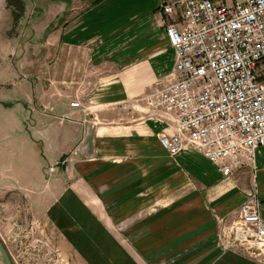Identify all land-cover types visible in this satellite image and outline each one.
<instances>
[{"label": "crops", "instance_id": "obj_1", "mask_svg": "<svg viewBox=\"0 0 264 264\" xmlns=\"http://www.w3.org/2000/svg\"><path fill=\"white\" fill-rule=\"evenodd\" d=\"M171 1L0 3L24 69L0 100L7 251L28 237L68 264H257L224 255L219 233L250 196L264 221V147L228 177L193 147L171 157L159 138L175 125L142 99L174 71Z\"/></svg>", "mask_w": 264, "mask_h": 264}, {"label": "built area", "instance_id": "obj_2", "mask_svg": "<svg viewBox=\"0 0 264 264\" xmlns=\"http://www.w3.org/2000/svg\"><path fill=\"white\" fill-rule=\"evenodd\" d=\"M160 9L170 18L167 38L176 63L169 82L142 99L175 125L174 133L161 134L162 148L176 157L193 147L226 177L253 168L264 147V0H173ZM219 239L224 250L240 246L264 260L255 196Z\"/></svg>", "mask_w": 264, "mask_h": 264}, {"label": "rangeland", "instance_id": "obj_3", "mask_svg": "<svg viewBox=\"0 0 264 264\" xmlns=\"http://www.w3.org/2000/svg\"><path fill=\"white\" fill-rule=\"evenodd\" d=\"M5 0H0L4 3ZM6 10L0 8V100H17L18 90L15 89L13 83L14 78L21 80L23 78L24 69H17L16 65L19 63L17 55L13 54V44L9 41L11 38L9 18L5 15ZM33 79V78H32ZM25 239L26 244L18 248V250L11 249L7 254L12 264H68V259L65 255L52 250L48 243L38 239ZM5 247V244H3ZM6 249V247H5ZM233 254L246 259H253L255 263L257 258L250 255L246 250L240 246L224 250V255ZM0 264H6L0 253Z\"/></svg>", "mask_w": 264, "mask_h": 264}, {"label": "water", "instance_id": "obj_4", "mask_svg": "<svg viewBox=\"0 0 264 264\" xmlns=\"http://www.w3.org/2000/svg\"><path fill=\"white\" fill-rule=\"evenodd\" d=\"M0 253L4 259V261L6 262V264H12L7 252H6V249L2 243V241L0 240Z\"/></svg>", "mask_w": 264, "mask_h": 264}]
</instances>
